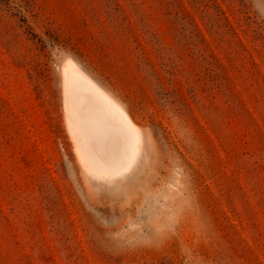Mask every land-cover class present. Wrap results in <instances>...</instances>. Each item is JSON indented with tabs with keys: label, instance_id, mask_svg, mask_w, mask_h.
Returning a JSON list of instances; mask_svg holds the SVG:
<instances>
[{
	"label": "rangeland",
	"instance_id": "rangeland-1",
	"mask_svg": "<svg viewBox=\"0 0 264 264\" xmlns=\"http://www.w3.org/2000/svg\"><path fill=\"white\" fill-rule=\"evenodd\" d=\"M73 60L142 133L82 168ZM0 264H264V0H0Z\"/></svg>",
	"mask_w": 264,
	"mask_h": 264
},
{
	"label": "bare ground",
	"instance_id": "bare-ground-1",
	"mask_svg": "<svg viewBox=\"0 0 264 264\" xmlns=\"http://www.w3.org/2000/svg\"><path fill=\"white\" fill-rule=\"evenodd\" d=\"M67 127L82 168L112 181L124 177L142 150V133L126 110L73 60L63 66Z\"/></svg>",
	"mask_w": 264,
	"mask_h": 264
}]
</instances>
